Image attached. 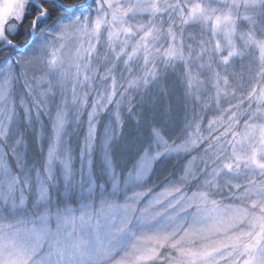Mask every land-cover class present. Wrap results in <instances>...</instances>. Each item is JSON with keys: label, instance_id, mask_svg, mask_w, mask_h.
<instances>
[{"label": "snow or ice", "instance_id": "6c2138e0", "mask_svg": "<svg viewBox=\"0 0 264 264\" xmlns=\"http://www.w3.org/2000/svg\"><path fill=\"white\" fill-rule=\"evenodd\" d=\"M0 264H264V0H0Z\"/></svg>", "mask_w": 264, "mask_h": 264}, {"label": "trees", "instance_id": "16d2710c", "mask_svg": "<svg viewBox=\"0 0 264 264\" xmlns=\"http://www.w3.org/2000/svg\"><path fill=\"white\" fill-rule=\"evenodd\" d=\"M176 101H177V98L175 96L171 98V101H169V98L164 97L158 101V106L162 110L169 102H171L172 104H175Z\"/></svg>", "mask_w": 264, "mask_h": 264}]
</instances>
